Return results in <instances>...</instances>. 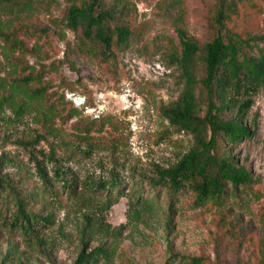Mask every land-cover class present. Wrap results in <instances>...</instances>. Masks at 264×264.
<instances>
[{
  "label": "rangeland",
  "instance_id": "obj_1",
  "mask_svg": "<svg viewBox=\"0 0 264 264\" xmlns=\"http://www.w3.org/2000/svg\"><path fill=\"white\" fill-rule=\"evenodd\" d=\"M74 1L0 0V158L9 159L0 180L29 213L51 219L31 236L14 230L16 195L0 186V264H74L84 244L87 254L104 250L100 264H264V91L249 114L252 138L232 152L257 185L203 207L183 190L171 218V195L142 180L194 145L165 115L185 90L177 31L209 42L216 1L105 0L124 7L120 24L132 31L109 56L68 27ZM245 21L264 33V10ZM22 143L46 156L37 155L51 177L53 152L77 177V198L51 195ZM114 178L122 196L114 191L108 208L109 194L89 187Z\"/></svg>",
  "mask_w": 264,
  "mask_h": 264
},
{
  "label": "trees",
  "instance_id": "obj_2",
  "mask_svg": "<svg viewBox=\"0 0 264 264\" xmlns=\"http://www.w3.org/2000/svg\"><path fill=\"white\" fill-rule=\"evenodd\" d=\"M215 1L217 10L211 20L215 34L209 42L200 45L184 30L177 31L182 48L177 61L185 78V90L165 111L172 124L193 136L194 145L176 165L158 168L151 177H142L150 188L171 195L168 209L171 218L175 215L176 197L183 190L195 195L194 206L203 207L226 198L230 192L258 184L232 152L242 141L252 138L249 114L255 99L264 91V33L249 31L245 21L248 13L263 12L264 0ZM124 12V7L118 4L107 8L105 0L74 1L68 10L67 25L73 31L82 30L86 40L100 45L103 56H109L114 45L124 49L132 38L130 27L120 24ZM22 146L29 154L32 147L36 173L51 195L63 191L77 198V177L58 163L53 152L49 155L54 163L51 177L37 155L46 156L30 143ZM5 162L9 159L0 158V168ZM0 186H9V194L16 195V213L11 225L14 230L31 236L38 220L51 222L49 217L43 219L29 213L26 201L8 182L0 180ZM89 188L94 195L106 191L110 198L104 205L111 208L117 202L111 199L113 192L121 197L123 183L117 178L92 181ZM85 250L86 244L74 264H100L102 258H107L102 248L89 254ZM189 260V264H202L201 258Z\"/></svg>",
  "mask_w": 264,
  "mask_h": 264
}]
</instances>
